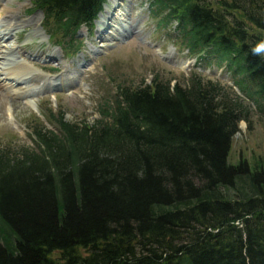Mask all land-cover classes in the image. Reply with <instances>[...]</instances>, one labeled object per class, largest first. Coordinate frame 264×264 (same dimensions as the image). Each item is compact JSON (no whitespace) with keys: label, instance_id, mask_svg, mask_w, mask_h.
<instances>
[{"label":"trees","instance_id":"16d2710c","mask_svg":"<svg viewBox=\"0 0 264 264\" xmlns=\"http://www.w3.org/2000/svg\"><path fill=\"white\" fill-rule=\"evenodd\" d=\"M29 1L71 54L105 2ZM149 5L170 40L224 64L264 116V57L251 52L264 0ZM116 88L95 124L60 114L57 132L32 131L36 151L0 149V264H264V164L228 162L249 103L197 74Z\"/></svg>","mask_w":264,"mask_h":264},{"label":"rangeland","instance_id":"374dc122","mask_svg":"<svg viewBox=\"0 0 264 264\" xmlns=\"http://www.w3.org/2000/svg\"><path fill=\"white\" fill-rule=\"evenodd\" d=\"M0 3L7 6L5 10L0 6V19L11 14L26 20L42 19L41 25L33 23V27L24 28L4 41V44L18 47L19 53L22 52L18 54V62L25 64L26 70L40 74L49 82L59 79L64 72L75 75L76 84L78 83V90L70 96L67 95L68 90L53 88L30 96L31 105L14 114L10 112V101L21 103L24 99H14L5 89L0 88L1 150L12 154L24 149L36 151L32 131L43 127L57 132L58 126L54 118L60 114H64V119L70 123L95 124L101 119L99 106L105 102L112 105L118 84L135 86L142 81L149 83L155 75L165 80L176 79L183 82L197 74L203 80L219 83L226 90H231L245 99L251 107L249 123L240 122L238 132L232 138L228 162L235 165L246 161L251 171L263 166L264 116L233 86L232 75L224 64H217L213 58L196 60L186 50L178 47L174 40H170L167 31L159 29L157 20L160 17H153L149 0L120 1L118 10L129 13L127 10L132 9L124 32L126 37L122 40L113 39V36H118L113 27L103 34L106 39H98L95 33L97 22L91 28H81L73 42L74 45L81 42V49L77 54H70L61 48V45L68 47L67 40L49 38L52 24L46 22L40 10L33 11L29 0H0ZM105 4L114 7V4L105 0L98 14L99 19L106 10ZM118 27L115 25V28ZM35 30L43 36L28 39L30 32ZM51 67L57 71L49 73ZM13 85L14 92H21L19 85ZM261 103L264 105V102ZM53 255L56 257V254Z\"/></svg>","mask_w":264,"mask_h":264},{"label":"bare ground","instance_id":"6f19581e","mask_svg":"<svg viewBox=\"0 0 264 264\" xmlns=\"http://www.w3.org/2000/svg\"><path fill=\"white\" fill-rule=\"evenodd\" d=\"M120 1L121 0H108L109 3L114 4V7L110 6V9L109 5L105 4L106 10L103 14H101L100 19L97 21L98 27L96 34L98 39H106V36H103V34L107 31V29L112 27L118 34L117 37L113 36L114 40L117 38L122 40L126 37L124 32L126 30L127 19L129 18L128 15L132 9L127 10L129 13H126L125 10H118ZM0 6L2 7V10L7 8L5 4H1ZM41 20V17L30 18L29 20L21 19L12 14L9 17L6 16L0 19V88L5 89L6 92L11 94V97L14 99H24L21 103L16 100L10 101V112L13 114L18 113L23 107H29L31 105L29 97L37 95L40 92H46L51 88L62 89L68 90L67 95L70 96L78 90V83L76 84L77 77L75 75L65 74L63 72L59 79L49 82V80L44 79V77L40 76V74L34 73V71L31 72L30 70H26L25 64H20V62H18L20 60V55L18 56V54L22 53H19L20 49L18 47L15 48L8 46L9 44H4L6 39L8 40L12 36L17 35L20 30L27 27H33V23H36V26L41 25ZM115 25H118L119 27L115 28ZM42 36L43 35H41L40 32L35 30L30 32L28 39ZM28 39L26 41H28ZM14 83L15 85H19L21 87V92H14ZM35 83H37L36 86L34 85ZM0 99H2L1 96Z\"/></svg>","mask_w":264,"mask_h":264},{"label":"clouds","instance_id":"9594fccd","mask_svg":"<svg viewBox=\"0 0 264 264\" xmlns=\"http://www.w3.org/2000/svg\"><path fill=\"white\" fill-rule=\"evenodd\" d=\"M253 55L264 57V40L258 41L252 48Z\"/></svg>","mask_w":264,"mask_h":264}]
</instances>
